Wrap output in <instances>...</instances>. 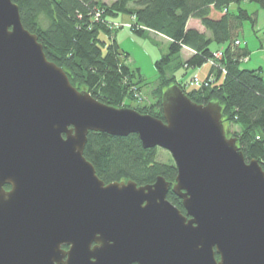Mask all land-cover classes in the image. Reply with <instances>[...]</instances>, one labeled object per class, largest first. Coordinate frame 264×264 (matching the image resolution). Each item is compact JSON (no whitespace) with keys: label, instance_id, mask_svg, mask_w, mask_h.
Returning a JSON list of instances; mask_svg holds the SVG:
<instances>
[{"label":"water","instance_id":"water-1","mask_svg":"<svg viewBox=\"0 0 264 264\" xmlns=\"http://www.w3.org/2000/svg\"><path fill=\"white\" fill-rule=\"evenodd\" d=\"M161 98L163 119L76 88L0 0V264H264L259 161L226 136L218 102L177 83ZM89 131L167 150L174 183H105L84 156Z\"/></svg>","mask_w":264,"mask_h":264},{"label":"trees","instance_id":"trees-1","mask_svg":"<svg viewBox=\"0 0 264 264\" xmlns=\"http://www.w3.org/2000/svg\"><path fill=\"white\" fill-rule=\"evenodd\" d=\"M12 1L19 7L24 27L42 43L47 59L60 66L76 88L86 89L106 104L131 107L163 119L162 93L177 83L198 104L218 102L223 124L236 127L233 135L245 159L256 158L264 170V70L241 67L250 52L238 36L245 21L252 27L256 22V14L243 3H255L264 10V0ZM118 14L130 17L133 23L129 27L134 33L147 35L157 43L146 31L152 30L169 40L168 52L155 61L157 101L151 108L126 104L127 99L139 101L133 86L138 87L143 79L139 69L128 66V53L120 49L114 38L118 28H114L111 22L115 21L110 18ZM190 18L198 19L205 31L188 28ZM101 32L111 40L100 39ZM236 40L240 43L236 44ZM212 44L216 47L212 48ZM183 47L192 51L185 58ZM217 51L222 52L219 58L215 57ZM207 62L211 65L210 75L201 80L200 86L190 88L185 72L181 79L176 74ZM158 149L143 148L136 134L114 136L89 131L84 156L105 183L133 180L144 185L161 175L172 184L177 170L172 163L156 159ZM167 199L185 212L181 199L171 190Z\"/></svg>","mask_w":264,"mask_h":264},{"label":"rangeland","instance_id":"rangeland-1","mask_svg":"<svg viewBox=\"0 0 264 264\" xmlns=\"http://www.w3.org/2000/svg\"><path fill=\"white\" fill-rule=\"evenodd\" d=\"M105 1L111 2L110 0ZM234 6L235 5H232V8H234ZM243 6L250 12H254L256 14V22L254 27H252L249 21H245L238 35L243 42V46L245 45V42H248V46L251 51V58L254 59L256 54L254 55L252 51H259L261 53L262 47L264 48V10L255 3L245 2L243 3ZM122 17L123 19H121ZM128 17L129 16H127L126 14H118L117 16L110 18V20L115 22L119 21V19L122 20L119 22V24L122 25L114 31V38L117 41L120 49L128 53V57L126 58V63L128 64V66L134 70L139 69V72L141 73L143 79L142 81H139V83H137L138 87L133 86V90L135 91L134 96H137L139 98V101L129 102V100L127 99L126 104L129 103L131 106L139 105L151 108L153 107V103H156L157 101L156 89L158 85V70L155 66V61L159 59L163 54H166L168 52L169 43L167 44V40H165L166 38H164L162 35L153 33L152 30L146 31H149L148 34L154 37L157 40V43H155L153 39L149 38L147 35H138L134 33L129 27V25H132L133 21H131V19L128 20ZM114 28L116 29V27ZM99 36L100 39L106 42H109L111 40V38L103 32H101ZM211 47L215 48L216 45L212 44ZM252 55H254V57H252ZM252 63L253 62L247 64L246 62H242L241 67L251 68ZM256 66L258 65H255V68ZM207 67L210 68L209 62L205 63L200 68V71L198 68L191 69L192 73H188L186 75V79H189L190 81V79L194 77L195 73L200 78H202L206 72ZM193 73L194 75H192ZM191 86L192 85L188 84V87L191 88ZM224 128L227 137H234L233 134L235 133V131H237L234 125L226 123L224 125ZM158 148L159 149L157 150L156 159L161 162L168 164L172 163L174 165V160L170 152L160 147Z\"/></svg>","mask_w":264,"mask_h":264},{"label":"crops","instance_id":"crops-1","mask_svg":"<svg viewBox=\"0 0 264 264\" xmlns=\"http://www.w3.org/2000/svg\"><path fill=\"white\" fill-rule=\"evenodd\" d=\"M104 2H107V1H105V0H103ZM111 2L112 1H114V0H110ZM107 3H110V2H107ZM121 19H123V17L121 18ZM121 19H119V21L118 22H120V21H122ZM130 18L128 17V20H129ZM128 20H125V21H128ZM125 23H127V22H125ZM187 27L188 28H196V29H198L199 31H201V32H204L205 30H204V28H203V26L201 25V23H200V21L198 20V19H195V18H190L189 20H188V22H187ZM165 40H167V44L169 43V40L166 38ZM242 42V41H241ZM242 45H243V43H242ZM246 46H247V48H248V50H249V52L251 53V51H250V49H249V46H248V42H246ZM262 50V51H261ZM260 51H261V53L259 52V51H252L253 53H254V55L256 54V56L254 57V55H252V57H254V59L253 58H251V54H249V57H248V59L246 60V61H244V62H246L247 64H250L251 62H253L252 63V66H251V68H247V69H257V68H259V67H261L263 70H264V53H263V51H264V48L262 47V49H261ZM191 50L189 49V48H187V47H185V48H183V50H182V58H185V57H187L191 52H190ZM253 59V60H252ZM261 63V64H260ZM210 64V63H209ZM255 65H258V66H256V68H255ZM203 66V65H202ZM201 66V67H202ZM201 67H199L198 69H199V71H200V68ZM210 67H211V65H210ZM183 72H185L184 74L185 75H187L188 73H192V71H191V69H187V70H179L176 74H177V76H179L180 77V79H181V76L183 75L182 73ZM182 74V75H181ZM263 74H264V72H263ZM192 75H194V73L192 74ZM210 75V68H208L207 67V69H206V72H205V74H204V76L202 77V78H200L198 75H196V73H195V75L194 76H196V77H198V78H200V80H202V79H205L206 77H208ZM184 77V76H183ZM185 78H186V76H185ZM189 80V79H188Z\"/></svg>","mask_w":264,"mask_h":264},{"label":"built area","instance_id":"built-area-1","mask_svg":"<svg viewBox=\"0 0 264 264\" xmlns=\"http://www.w3.org/2000/svg\"><path fill=\"white\" fill-rule=\"evenodd\" d=\"M98 15H99V12H98L97 15H96V19H97ZM111 24H113L114 27H116V28H119V27L122 25V24H119V22H111ZM127 25H128V24H127ZM235 43H236V44H239L240 41H239V40H236ZM221 55H222V52H221V51H217V52L215 53V57H216V58L221 57ZM245 60H246V59H245ZM189 83H190V85L200 86V85L202 84V81L199 80L196 76H194L193 78L190 79Z\"/></svg>","mask_w":264,"mask_h":264},{"label":"flooded vegetation","instance_id":"flooded-vegetation-1","mask_svg":"<svg viewBox=\"0 0 264 264\" xmlns=\"http://www.w3.org/2000/svg\"><path fill=\"white\" fill-rule=\"evenodd\" d=\"M3 187H4L5 190H9L10 189V185H8V184H5ZM216 258L218 259L219 256L216 255Z\"/></svg>","mask_w":264,"mask_h":264}]
</instances>
